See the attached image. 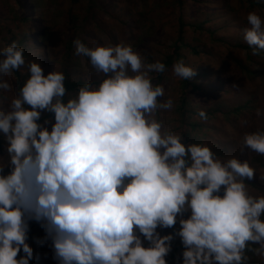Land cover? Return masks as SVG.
<instances>
[{
	"label": "clouds",
	"instance_id": "obj_1",
	"mask_svg": "<svg viewBox=\"0 0 264 264\" xmlns=\"http://www.w3.org/2000/svg\"><path fill=\"white\" fill-rule=\"evenodd\" d=\"M247 21L244 39L258 55L264 18L251 12ZM74 45L104 74L98 85L85 83L66 101L64 73L45 75L34 61L19 96L0 108V264L37 259L32 221L45 229L57 264H167L176 237L183 264H247L246 252L264 255V196L247 190L256 175L248 161L186 145L154 118L173 107L150 77L165 64L145 63L131 44ZM25 64L16 42L0 49V91L13 90L6 77ZM173 74L191 80L196 69L180 60ZM45 112L53 119L41 123ZM243 145L264 154V130L245 134ZM177 223L161 236L158 229Z\"/></svg>",
	"mask_w": 264,
	"mask_h": 264
},
{
	"label": "trees",
	"instance_id": "obj_2",
	"mask_svg": "<svg viewBox=\"0 0 264 264\" xmlns=\"http://www.w3.org/2000/svg\"><path fill=\"white\" fill-rule=\"evenodd\" d=\"M35 1L40 10L32 19L24 16L13 27L3 25V21L1 27L4 26L9 34L7 46L16 42L24 48L26 64L13 71L17 97L29 78L27 66L34 61L41 64L45 75L53 71L64 73L66 101L85 83L98 85L105 78L104 74L91 65L90 58L75 55L74 41L80 39L92 48L123 41L131 44L133 50L141 48L145 63L160 61L165 64V72L150 73L153 83L165 88V98H169L167 85L172 87V81H176L177 97L173 100L172 116L162 109L155 111L163 128L169 120L175 125L180 124L179 135L186 145H207L202 138H207L208 131L211 130L213 141H216L215 134L221 130L224 136L219 140L225 144L224 149L213 148V152L222 161L237 156L244 161L240 152L231 147L235 143L231 137H238L256 123L264 130V115H257L258 109L264 110V50L258 55L252 54V47L244 39V29L249 27V13L256 12L264 18V0ZM18 2L24 10L35 9L31 2ZM36 23L33 30L25 29ZM31 31L33 35L29 33ZM73 60L81 62L77 70L69 65ZM180 60L196 69L191 80L173 74V65ZM95 73L100 75L98 80L93 79ZM246 93L245 102L234 103ZM4 95L0 94L2 98ZM2 105L0 108L9 107ZM201 110L206 112L207 119L200 118ZM52 119V114L45 112L41 123ZM5 148V141L0 137V154ZM259 165L264 167L263 161ZM262 180L255 175L254 179L245 182L264 196ZM35 224L41 225L32 221L30 227ZM181 248L185 250L183 245ZM246 255L247 264H261L255 252L248 251Z\"/></svg>",
	"mask_w": 264,
	"mask_h": 264
},
{
	"label": "rangeland",
	"instance_id": "obj_3",
	"mask_svg": "<svg viewBox=\"0 0 264 264\" xmlns=\"http://www.w3.org/2000/svg\"><path fill=\"white\" fill-rule=\"evenodd\" d=\"M31 2V4L35 5V9L32 10H24L21 8L20 6V2H18V0H0V49H3L5 47H7V42L8 40H6L9 36V34L7 33L6 29L1 28L2 27V23L4 21L3 25H10L11 27H13V25H15V23H18L19 21H21L22 17H27L28 19H32V16L35 15L36 12H38L40 9L38 8V6H36V1L35 0H23V3L25 2ZM27 2V3H28ZM6 3V4H5ZM166 3V1H164V4ZM8 4V5H7ZM38 23L34 24V25H30V26H25V29H31L33 30L34 26H37ZM33 31L29 32L32 34ZM40 32H43V29L40 30ZM57 34V32L55 31L54 36ZM33 35V34H32ZM121 37V36H119ZM54 37L52 38L53 41ZM123 43V41H122ZM115 45L114 43H110ZM53 50L55 49L54 46H52ZM134 51L138 52L141 56V48L139 49V47L136 49H134ZM53 56V55H52ZM143 58V57H142ZM81 64L80 61H72L69 62V65L71 67V69H76L77 70V65ZM73 73V71H72ZM101 73V72H100ZM102 75V73H101ZM100 75L95 73L93 75V79L98 80ZM73 77V76H72ZM96 77V78H94ZM6 79H8L12 84H13V90L11 92H4V91H0L1 93H4L5 97L2 98L0 96V107H2L4 105L6 106H10L11 101L13 100L12 98L14 96L17 97V94L15 92V88H14V77H13V72L11 73L10 76L6 77ZM176 81H172L173 86L171 87V85H167L168 87V94H169V98H171L172 100H174L175 97H177V92H176V87L174 86V83ZM264 90V89H263ZM261 91H259V95L261 97ZM264 93V91H263ZM248 93L243 94L241 97L239 96L238 98H236L234 100V103L236 104H242V102L246 101V96ZM200 99V98H199ZM175 110V106L173 103V107L169 110H165L168 116H172V110ZM153 116L155 119H158V115L157 113H153ZM253 124L252 126H249L245 131L243 130L241 132V134L237 137V136H232V140L235 139V143H233L231 145V147L235 148V151L240 152V154L244 157V161H248V163L250 164V166L255 170L256 175H258V177L262 178V183L264 184V167L263 165H259L261 161H263L264 163V154H259L253 150H251L250 148H243V138L245 136V134L248 133H253V132H257V131H261L263 126L262 125H257ZM180 125V124H179ZM179 125H175L174 123H172L171 120H169L164 127L165 131L171 132L173 134H177L179 135V133H181L180 131V126ZM49 127V129H51V125H47ZM211 130L208 131V135L207 138H202L203 140L208 142V146L211 148V150L213 148L216 149H224L225 144L223 142H221L219 140L220 137L224 136V133L221 130H218V132L215 134L216 141H213V135L211 134ZM205 135V136H206ZM180 136V135H179ZM213 151V150H212ZM238 155V154H237ZM6 156V148H5V152L0 154V157ZM237 158L239 159V156H237ZM246 183V182H245ZM263 187V186H261ZM263 189V188H262ZM247 190L249 192L250 195L254 196V197H260L263 196L262 193H258L256 191L255 188L248 186L247 185ZM189 214H185L184 218L187 219ZM180 225L179 223H177V225H175L173 228H168V229H158V231L161 233V236L163 235H168V234H173L175 231L179 230ZM32 236V237H30ZM143 239V237H141ZM43 240L44 243L41 246V244H39L37 241ZM29 244L31 247H33L34 249V255L37 257V259H34L30 262V264H57V262L53 259L54 256V251L53 248L51 246V240L46 238V232L45 229L43 227H41V225L39 224H35L32 227H30V233H29ZM182 242L180 240L179 237H176V239L172 242V251L165 257V259L167 260V264H183V251H185L183 248H181ZM145 246H148V242L145 240ZM19 255H23V253L21 252V254ZM19 258V256H18ZM259 259V261L261 262V264H264V255H258L257 257Z\"/></svg>",
	"mask_w": 264,
	"mask_h": 264
}]
</instances>
